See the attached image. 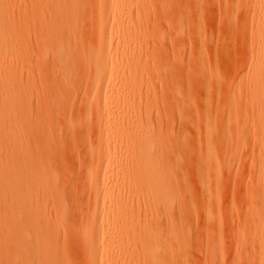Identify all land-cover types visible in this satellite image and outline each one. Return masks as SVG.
<instances>
[{
    "label": "bare ground",
    "instance_id": "obj_1",
    "mask_svg": "<svg viewBox=\"0 0 264 264\" xmlns=\"http://www.w3.org/2000/svg\"><path fill=\"white\" fill-rule=\"evenodd\" d=\"M187 1L21 0L19 12L16 0L8 2V15L0 18V61L6 62L0 72V79L6 78L0 80V122L7 120L0 128V191L7 192L0 237L5 264H170L172 252L180 264L225 263L227 253L212 228L200 238L204 260L192 257L193 221L206 215L204 222L213 226V211L184 196L185 187L173 182L184 156L183 148H173L178 140L193 159L198 188L210 189L209 175L221 177L233 167L223 165L211 145L217 136L229 137L232 125L210 120L202 133L191 92L173 89L172 66L160 59L167 34L156 21L160 12L171 11L179 18L174 40L190 38L192 59L199 52L203 56L208 36L198 21L189 29L184 25ZM191 2L199 15L209 1ZM223 2L240 17L228 20L234 26L230 35L237 32V38L228 39L226 50L235 49L236 62L223 75L215 64L201 73L218 88L220 109L241 107L246 90L257 96L258 121L243 123L234 150L239 152L241 144L247 148L260 132L261 145L257 142L240 162L251 161L261 178L248 204L251 227L238 228L239 242L230 251L233 259L264 264V0ZM175 69L187 81L196 68ZM242 80L247 83L238 85ZM158 83L165 99L172 89L178 112L168 129L156 118L158 100L144 102ZM35 92L37 104L18 100ZM190 107L194 114L186 113ZM203 135L208 142L200 149ZM81 147L83 155L71 160L68 151ZM70 160L78 182L70 166L72 174L64 173Z\"/></svg>",
    "mask_w": 264,
    "mask_h": 264
},
{
    "label": "rangeland",
    "instance_id": "obj_2",
    "mask_svg": "<svg viewBox=\"0 0 264 264\" xmlns=\"http://www.w3.org/2000/svg\"><path fill=\"white\" fill-rule=\"evenodd\" d=\"M10 1L11 0H1L0 18L5 19L7 17V15H8L7 4ZM20 1L21 0H19V1L16 0L15 6H16L17 12H19L21 9L20 8ZM191 1L189 0V1L185 2L186 3L185 5L189 11V14L187 12L186 17H184V18L182 17V18H183V22L185 21L184 25H186V27L188 29H189V26L192 25V23H194V21H198L197 23H200L204 34L208 36L207 38L209 41L207 40V42H206V40H204L206 42V44L201 45V46H205L203 56H201L202 52H199L201 54V55L199 54L201 57H199V55L198 56L195 55L196 61H195V58L192 59L193 56H192V54H190V53H192V52H190L192 50L190 38H189L190 40L187 39L185 41L184 40L180 41L179 39L174 40L173 35L175 32V27H176L175 24H177L176 22L179 21V18H178V14L171 11L172 13L170 15L160 12L159 18L156 21L158 27L163 28L167 34V39L164 43V49L165 50H163L161 52V54H163V55H160V59L163 56L164 59L162 58L163 59L162 61L164 62L167 60V62L165 64L170 63V65L172 66V71H171L172 73L171 74L173 75V77L170 79L173 82L172 86L175 85V87L173 89L177 88L180 90L181 89L187 90L189 94L191 92V97L193 96V100H195V105L193 107L194 108L196 106L198 107L195 109L196 114L194 117H195L197 125L199 126L202 133L206 129L207 122L210 120H218V123L222 121V122H224V124H228V125L231 124L232 125L229 137H224L222 135L217 136L215 139L211 140L212 141L211 145L217 149V153L220 155L221 162L225 161V163L222 162L223 165L230 164V165H233V167H232L231 173H227V172L222 173L221 177L218 176L219 172H215L212 175H209L207 179L212 181V185H211L210 189H204L202 187L198 188L197 187L198 183H195L196 182V178L194 175L195 165H194L193 161H190L193 159L189 156L188 152H186L187 151L186 148L184 149L185 146L182 144L183 142L178 140L180 142V144L178 143V141H176L175 142L176 144L174 143L173 148H176V150L183 148L184 153H183V151H182V153L184 154V156L185 155H187V156H185V158H184V156L181 154V156H183V157H181V160H183L184 163L182 161V163L180 165L181 169L180 170L178 169V172L173 176V182H174V184H177V182H181V185L183 187H185V189L183 191L184 196L190 197V198L193 196L194 198H196L198 200V202L200 203L202 208H205V207L210 208L211 207L212 211H213L214 220H215V223L213 224V226H209L210 224H208V220L204 222V219L208 218V217H206V215H205L206 218L204 216H200V215L196 216L194 221H193V231L191 233L192 257L195 258L197 261L200 260V258L202 259L204 257V255H202L200 250H199L200 244H201L200 240L202 239L203 236H204V238L208 237V233H209L208 228L209 229L212 228V229H215L219 233V238H220L219 245L221 246V244H222V247L225 249V251L227 253L224 264H248V260L246 258L245 259H233V256L231 254L232 252L230 250L232 249V247L234 245H236L239 242V235L236 232L238 230V228H250L251 227L250 218H249V214H250L251 210H249L248 204L250 201H252L256 198V193L258 191V185H259L261 176L259 175V171L257 169L251 168V164H252L251 161L244 159V160H242V163H241L240 160H241L242 156L244 157V156H246V154H248L246 152L251 151L252 148H254L256 146L257 142H259V144L261 145L260 142L262 140H261L260 132L254 133V137H253V139H251L248 142L249 146L247 148L243 149L244 147L241 144V145H239V148H238L239 152H237L234 149H237L238 144L236 143V141L238 140L239 135L242 134L243 123L245 121H248L249 123H253L254 121H258L254 116V109H253L257 96H254V94L251 91L246 90L245 95L243 97V100L241 102V107H239L237 109H231L229 106H227L226 108L220 109L221 105L219 106V104H221L222 100L220 99L221 95H220L218 88L216 87L217 89H214L211 86L214 84L213 82L211 83V79L209 77H206V75L204 73H201V72H203V70L201 71V69H204L205 67L211 68V66H213V64H215V67H216V65H217V67H219V73L221 72L220 74H222V75L224 74L223 69L226 70V71H224L225 73L228 70L232 69L234 63L236 62V59H235L236 56L232 55V54H235V49L229 51V50H226V49H228L226 47H228L230 45L231 41H233L235 38H237V35L235 34L237 32H235L234 34L232 32L230 35V32L234 31V30H232L234 26L232 27V24L230 23V21L236 22L240 19V17L234 11L229 12L228 9L226 8V5L224 4L225 2H223V0H201V4L205 3L206 1H209V2H206L205 4H202V5L200 4L202 9L199 8V10H201V12L198 11L199 15H196V13H193L194 9L192 8L193 4ZM211 3H214V4H211ZM209 5H210V7H209ZM189 8L191 10H189ZM194 15H196V16H194ZM155 20L156 19H152V21L150 23L151 29H155ZM228 20H230V21H228ZM227 21L229 22V24ZM227 24H228V27L226 26ZM224 33H225V38H224L225 40H223V42H221V38L223 39ZM231 36L233 37L232 39L230 38ZM228 39L230 42H228ZM188 40H189V42H188ZM179 42H181V43H179ZM218 44H219V46H218ZM222 47H223V49H222ZM202 48H200V50H202ZM152 49L154 51L156 50L155 47H153ZM179 49H180V51H181V49L186 50V51L182 50V52H186V53H182V52L180 53ZM238 49H239V47H238ZM159 52H160V50L155 51V53H159ZM178 54H181V55H178ZM177 55H178V57H177ZM197 57H198V59H197ZM0 58H1V55H0ZM233 59H235V61ZM175 61H176V63H175ZM177 61H180L181 63H178ZM214 62H216V63H214ZM230 62H232V63H230ZM218 64L220 66L222 65L223 67H220ZM5 65H6V62L0 61V72L4 73ZM177 66L179 68L185 67L186 70H190V71L193 68H196L195 70H192L190 78L187 80V81H189L187 83V85H184L185 82H187L184 78L182 79V77L176 76L177 72L175 70L177 68L175 69V67H177ZM227 68H230V69H227ZM197 69H198V71H197ZM177 71H179V69H177ZM193 71H195V72H193ZM197 73H199V75ZM203 74L205 75L206 78L204 77ZM193 75H194V77H193ZM169 77H171V76H169ZM4 79H6V78L3 77V80L0 79L2 81V83L5 82ZM181 81H183V82H181ZM208 82H209V84H208ZM246 83H247V80H242L238 83V85H245ZM180 85L182 87L184 86V88H182ZM190 88H191V90H190ZM155 89L156 90H155L154 94H152L149 98L148 97L145 98L144 102L146 99H148L147 101H149V99L150 100H158V106H159L160 110L156 112V118L158 119L160 124L163 125V127L168 129L169 125H173L174 123H176L175 120H176L177 114H178V112L176 111L177 110L176 105H174L175 103L173 102L174 101L173 100L174 95L172 94V89H171V91L168 93L171 98L167 99V97H166V99H165L166 93L164 90H162V85L160 83L157 84ZM209 89H210V91H209ZM163 92H164V94H163ZM7 97H9V96L7 95ZM7 97H6V100L8 99ZM23 99H25L26 101H33V103L37 104L38 103L37 102L38 101V92H35L34 95H31V94L23 95V96L18 98V100H20V101H22ZM171 101L173 102L172 103L173 108H172ZM160 106H162V107H160ZM164 107H165V109H164ZM170 107L172 108L171 111H170ZM193 107L192 108L190 107L189 110L187 109L186 113L194 114L193 112H195V110ZM55 108H56V106L53 105L51 107V110L54 111ZM191 116L193 117V115H191ZM36 119H37L36 116L32 117V121H36ZM5 121H7V120L4 118L0 122V128H4V126H5L4 122ZM176 126H178L176 129H179V123H178V125L176 124ZM201 137H203V140L199 143L200 149L203 148L202 144L205 146L206 143L208 142L205 139V135H203ZM3 141H4V137H0V142H3ZM177 143L181 147L178 148L179 145L177 146ZM67 146H69V145L67 144ZM233 146H235V147L232 148ZM261 147L262 146H259L260 149H261ZM77 149L73 148V149H70L68 151V152H70V151L72 152V153L71 152L69 153V156L73 155V156H70L71 160L76 159L77 157H80L81 155H83V153H84L83 148L81 147V149L80 148H77ZM259 151H261V150H259ZM185 153H187V154H185ZM71 160L68 163L69 165L65 164L67 168L65 167L66 171H64V173H66L67 171L70 172L71 171L70 167L75 168L73 166L74 162L72 164ZM182 166L184 167V173L187 175L188 178L182 172L183 171ZM73 170L71 172H73ZM201 170L205 174V172H204L205 170L203 168H201ZM71 172H70V174H72ZM72 176L74 178L73 180L76 181L78 179V172L75 171L74 174H72ZM184 176L187 178L186 180H182V178ZM1 178H4V175H1ZM219 179H221V180H219ZM187 181H188V183H187ZM76 182H78V181H76ZM182 183L186 184V185L188 184V185L184 186ZM6 195H7L6 190L2 189L0 191V237L1 238H3V236L5 234V201H6ZM175 199H176V197L174 198V200ZM222 242L224 243V245ZM248 248H250V246H248ZM202 260H204V258ZM169 261H170V264H180L178 257L173 252L170 254ZM5 262H6V260H5L4 255L0 254V264H5Z\"/></svg>",
    "mask_w": 264,
    "mask_h": 264
}]
</instances>
